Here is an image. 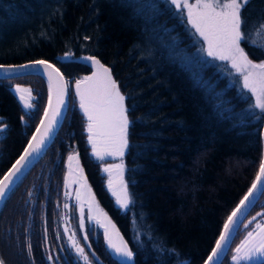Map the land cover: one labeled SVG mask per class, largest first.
<instances>
[{"label":"trees","instance_id":"obj_1","mask_svg":"<svg viewBox=\"0 0 264 264\" xmlns=\"http://www.w3.org/2000/svg\"><path fill=\"white\" fill-rule=\"evenodd\" d=\"M241 15L246 33L241 47L253 63L264 62V29L258 28L264 0H248ZM186 21L184 10L166 0H0V64L45 60L69 86L56 136L0 208L5 264L18 258L12 246L21 235L14 232L25 224V198L38 169L58 166L60 184L61 164L74 149L101 209L133 252L131 264L204 262L256 177L264 112L231 80L224 63L200 51L203 41ZM83 56L108 67L125 96L130 124L123 180L132 203L123 212L105 189L85 142L84 115L73 91L74 83L91 72L80 62ZM14 86L31 90L29 112L11 92ZM46 98L39 76L0 81V126L6 127L0 138V179L26 146ZM50 211L49 205L48 223ZM260 211L264 194L242 226ZM242 226L221 264H231L245 233ZM108 264L117 263L109 259Z\"/></svg>","mask_w":264,"mask_h":264},{"label":"snow or ice","instance_id":"obj_2","mask_svg":"<svg viewBox=\"0 0 264 264\" xmlns=\"http://www.w3.org/2000/svg\"><path fill=\"white\" fill-rule=\"evenodd\" d=\"M166 2L174 5L176 9L187 10L186 23L195 29L194 34L198 33L203 43L207 45L206 48L202 47L200 51L206 52L207 56L212 57L214 60L229 62L233 69L241 73L243 76V88L247 89L255 97L254 107L264 112V62L253 63L244 48L241 47V43L246 40V33L242 28L245 24V19L242 17L241 12L248 0H196L194 4L189 3V0H166ZM180 14L182 16L183 12ZM258 28L264 29V18H261ZM88 59L96 66L97 71L93 72L92 76L76 81V95L80 98V109L87 118V133L88 142L91 145V154L95 159L104 161L106 157L123 155V150L127 146L129 120L127 109L124 105L125 96L121 94L110 70L94 57H89ZM36 63L43 65L45 71L51 69L49 72L50 94L48 107L44 110L40 126L36 129L35 134L32 135L27 147L24 148L23 153L11 164V167L3 174V178L0 179V203L8 199V193L12 191L15 181L20 179L32 159L41 153L46 142L51 139L56 127L62 122L61 111L65 107L64 95L66 90L63 76L58 69L53 68L46 61L41 60ZM21 67H27V65ZM53 76L56 77L55 103H53L52 98ZM16 91L28 93L30 98V89H21L17 86ZM20 100L24 101L23 106L25 109L33 107L24 95L20 96ZM28 115L30 118L34 116L31 113ZM2 122L0 120V123ZM0 131H3V129L0 128ZM68 161L70 174L72 173L73 161L76 162V170L82 174L83 170L79 164L78 153L70 154ZM103 170L108 173V189L116 197L117 204L121 208L128 210L132 201L127 185L123 180L122 164L108 165ZM113 170L116 172L115 179L113 178ZM261 189H264V164L260 165L259 173L248 189L247 195L244 196L240 201V205L231 215L228 216L227 222L223 226L224 230L220 234L219 239L216 240L215 247L211 250V254L205 264H218L219 254L228 241L238 213L246 207V202H249L250 198ZM77 199H80L79 194ZM64 207L67 208L68 205L65 204ZM91 211L92 206L90 204L89 212ZM89 219H92V217L90 216ZM97 223H100V221L98 220ZM79 227L80 229L85 228L84 210L82 207L80 208ZM256 228L259 229V232H248L246 238L235 249V255L232 257L234 264L253 260H256L257 264H264V259H262L264 258V225L257 224ZM105 236L108 239V247L117 256L124 258L120 261V264H129V261L133 258V252L128 249L123 241L120 244L114 243L108 234L107 227H105ZM88 238L89 235L86 232L83 239L87 240ZM69 239L72 240L71 248L76 250V256L83 259L85 264H91L84 248L77 244L73 237L70 236ZM29 249H31V245H29ZM64 251L70 252V249H65ZM68 261L69 264H75V260L71 255L68 256ZM0 264H5V261L0 259Z\"/></svg>","mask_w":264,"mask_h":264},{"label":"flooded vegetation","instance_id":"obj_3","mask_svg":"<svg viewBox=\"0 0 264 264\" xmlns=\"http://www.w3.org/2000/svg\"><path fill=\"white\" fill-rule=\"evenodd\" d=\"M82 120L85 124L84 134L89 156L99 166L101 177L105 181V189L112 193L108 189V173L104 172L103 169L108 165L122 164L123 166L124 150L122 156L106 157L104 161L95 159L91 154V145L88 142L87 118L83 116ZM70 153H77V151L75 149L69 151L66 157ZM65 159L61 164L63 175L60 184H58L55 173L59 169L58 166L55 168L43 166L38 169L37 176L29 186L25 198L27 218L25 224H21L22 230L19 233L14 232V236L21 235L18 241L14 239L12 246L13 252L18 257L14 260L15 264H69V255L73 256L75 264H85L83 259L76 256V250L71 248L72 240L69 239L70 236L84 248L91 264H108L109 259L111 260L104 248L101 231L88 222L86 209H83L85 228L80 229L79 227L80 211L74 200L75 188L73 190L64 188ZM57 164L59 165L60 162L58 161ZM113 178H116L115 170H113ZM65 204L68 205L67 208L64 207ZM49 205L52 211L49 212L50 221L48 223ZM66 229L67 231H65ZM86 232L89 238L84 240L83 237ZM29 245H31V249H29ZM65 249H70V252L64 251ZM49 257L51 258L49 259Z\"/></svg>","mask_w":264,"mask_h":264},{"label":"water","instance_id":"obj_4","mask_svg":"<svg viewBox=\"0 0 264 264\" xmlns=\"http://www.w3.org/2000/svg\"><path fill=\"white\" fill-rule=\"evenodd\" d=\"M89 57L90 56H83V57L80 58V61L82 63H85V64L90 66L91 73L88 76H92L93 72L97 71V68H96V66H94L92 64L91 60L88 59ZM95 59H97V58H95ZM37 61H41V60H37ZM37 61H31V62H26V63H21V64H0V66H2V67H0V81L13 80V79H18V78H23V77H28V76H39V77H41L44 80V82L46 84V89H47V98H46V104H45V107H44V110H45L48 107V98H49V94H50L49 93V72L51 71V69H49L48 71H45L44 66L40 65V64H37L36 63ZM43 61H45V60H43ZM46 62L48 64L52 65L53 68L58 69L52 63H50L48 61H46ZM23 65H27V67H21ZM104 67H106V66H104ZM106 68H108V67H106ZM59 73L62 75V73L60 71H59ZM63 80H64V82L66 84V81H65L64 77H63ZM68 87L69 86L66 84V90H65V95H64L65 107L61 111L62 121L64 119L65 112H66V107H67ZM52 89H53V91H52L53 103H55V100H56V77L55 76H53V79H52ZM74 93L76 94V83L74 85ZM77 97L79 98V96H77ZM44 110H43L41 118H43ZM41 118H40V120H41ZM40 120H39L37 126L35 127L32 135L35 134L36 129L40 126ZM61 124H62V122H61ZM61 124L56 127V129L54 130V132L52 134L51 139L46 142V144L43 147L41 153L38 156H35L34 159H32V162L28 165L27 169L24 171V173L20 177V179L15 181L14 185L12 186V190L22 180V178L29 172V170L34 166V164L38 161V159L41 157V155L45 152V150L47 149L49 144L52 142V140L56 136ZM32 135L29 138L28 142L31 140ZM260 140H261V151H262L261 162H260V165H261V164H264V118H263L262 126H261ZM28 142H27V144H28ZM27 144H26L25 147H27ZM22 153H23V151L21 152V154ZM70 154H74V153H70ZM68 156L66 157L65 162H64V188L69 189V190H73V188H75L74 200L77 203V205L79 206V211H80L81 207L83 209L87 210L88 222L92 223L93 225L98 227V229L102 233V239H103V244H104L105 250L107 251V253L109 254L110 258L114 262L120 264V261L122 259H124V258L117 256L114 253V251L111 248L108 247V239L105 236V227H107L108 234H109V236L111 237V239H112V241L114 243L120 244L121 241H123V243H125L127 245L129 250H130V247H129L128 243L126 242V240L124 239V237L122 236V234L120 233V231L118 230V228L115 225V223L109 217V215H107L101 209V207L99 206L97 198H96V196H95V194H94V192H93V190H92V188H91V186H90V184H89V182L87 180L85 172L83 170L79 155H78V159H79V164H80V166H81V168L83 170L82 174L76 170V162L75 161L72 162V173L71 174L69 173ZM18 158H19V156H18ZM259 169H260V166H259ZM259 169L257 171V174L259 173ZM257 174H256V176H257ZM2 178H3V176H2ZM254 181H255V179H254ZM263 192H264V189H261L260 191H257L254 194V196L250 198L249 202H246V207H244L241 210V212L238 213V215L236 217V223L232 227V231H231V233L229 235L228 241H227V243L225 244L224 248L221 250V252L219 254L218 264H221L222 261L224 260V258L226 256L231 244H232V241H233L237 231L240 229V227L242 226L243 222L245 221V219L247 218V216L249 215L250 211L253 209L254 205L257 203V201L259 200V198H260V196L262 195ZM247 193H248V190L245 193V195H247ZM9 194H10V192L8 193V195ZM78 194L80 196L79 200L77 199V195ZM244 196H243V198H244ZM2 204L3 203H0V208H1ZM90 204L92 206V211L91 212H89ZM239 205H240V202L236 205V207L232 210V212ZM231 213L229 214V216L231 215ZM90 216L92 217V219H89ZM98 220L100 221V223H97ZM226 222H227V219H226L225 223ZM224 224H223V226H224ZM223 226H222V229H221V231L219 233V236L224 230ZM219 236H218L217 240L219 239ZM214 247H215V243H214L213 247L211 248V250ZM211 250L209 251L206 259L204 260V262L202 264H205V262L207 261L208 256L211 254ZM262 259H264V258H262ZM132 261H133V258H132L131 261H129V264H131Z\"/></svg>","mask_w":264,"mask_h":264},{"label":"rangeland","instance_id":"obj_5","mask_svg":"<svg viewBox=\"0 0 264 264\" xmlns=\"http://www.w3.org/2000/svg\"><path fill=\"white\" fill-rule=\"evenodd\" d=\"M195 2H196V0H189V3H193V4H194ZM183 10H184L185 15L187 16V10H186V9H183ZM194 30H195V29H194ZM197 35H198V37H199V34H198V33H197ZM199 38L202 40L201 37H199ZM202 41H203V40H202ZM203 44H204V43H203ZM203 47L206 48L207 45L204 44ZM70 56H71V55L68 54V55L66 56V58H70ZM211 58H212V57H211ZM212 59H213V58H212ZM216 61H218V62H220V63H224V65L227 67V69L230 70V72L232 73V79H231V80L237 82L239 86H242V87H243V76H242L241 73H238L235 69H233V68L231 67V64H230L229 62H226V61H220V60H216ZM18 87L21 88V89H25V88L28 89L27 87H22V86H18ZM16 88H17V86H14V87L11 89V92H12V93L16 96V98L18 99L19 104H20L22 110H23L24 112H29L30 110L33 109V107H32V108L25 109L24 106H23V105H24V101H21V100H20V96H21V95H24L25 98L28 100V102H29L30 104L33 105V100H34V98H33L32 94L30 95V98H29V94H28V93L17 92V91H16ZM245 90H246L247 92H249L247 89H245ZM249 94L252 96V99H253V102H254V105H255V97L252 95L251 92H249ZM257 109H258V108H257ZM258 110L261 111L260 109H258ZM128 120H129V119H128ZM129 124H130V123H129ZM129 124H128V126H129ZM0 128L3 129V131H0V138H2V137L4 136V132H5V130H6V127H5V126H0ZM110 194H111V197L113 198V200H114V202H115L116 207L119 208V209L123 212L125 209L121 208V207L117 204V202H116V197L113 196L112 193H110ZM262 212H264V211H260L259 213H257L256 215H254L253 217H251L250 219H248V220L245 222V224L242 226L241 230H245V233H244V236H243V238H242L241 241H243V240L246 238L248 232H250V231H252V232H254V233L259 232V229L256 228V225H257V224L264 225V215H262ZM254 218H255V219H254ZM241 241H240V243L236 246V248L241 244ZM236 248H235V249H236ZM235 249H234V251L232 252V255H231V258H230V262H231V264H234V261H233L232 257L235 255ZM256 263H257L256 260L248 261V262L241 261V264H256Z\"/></svg>","mask_w":264,"mask_h":264},{"label":"crops","instance_id":"obj_6","mask_svg":"<svg viewBox=\"0 0 264 264\" xmlns=\"http://www.w3.org/2000/svg\"><path fill=\"white\" fill-rule=\"evenodd\" d=\"M264 213H262V215H263Z\"/></svg>","mask_w":264,"mask_h":264}]
</instances>
